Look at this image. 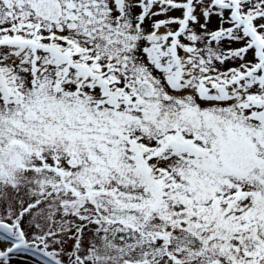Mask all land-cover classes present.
<instances>
[{
	"label": "snow or ice",
	"instance_id": "1",
	"mask_svg": "<svg viewBox=\"0 0 264 264\" xmlns=\"http://www.w3.org/2000/svg\"><path fill=\"white\" fill-rule=\"evenodd\" d=\"M0 264H264V0H0Z\"/></svg>",
	"mask_w": 264,
	"mask_h": 264
}]
</instances>
